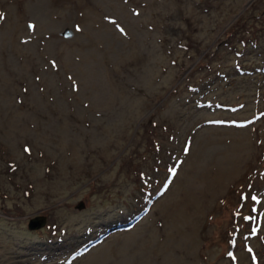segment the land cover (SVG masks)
<instances>
[{"label": "rangeland", "instance_id": "374dc122", "mask_svg": "<svg viewBox=\"0 0 264 264\" xmlns=\"http://www.w3.org/2000/svg\"><path fill=\"white\" fill-rule=\"evenodd\" d=\"M0 15V264H264V0Z\"/></svg>", "mask_w": 264, "mask_h": 264}, {"label": "trees", "instance_id": "16d2710c", "mask_svg": "<svg viewBox=\"0 0 264 264\" xmlns=\"http://www.w3.org/2000/svg\"><path fill=\"white\" fill-rule=\"evenodd\" d=\"M235 26L236 27H234V28H236V29L234 31H226L228 33L224 34V37L222 40L224 43H228L232 49L237 48L238 45L239 46L243 45L244 47L249 45L250 44V42H249L250 37H252V38L255 37L253 39H256L257 41L260 40L261 36L264 38V29H262L263 32L259 31V29H258V31L256 29V32H255L253 29H251V27L247 28V27H245V25H242L241 22L236 24ZM239 26H241V28H244V31H240L241 33H239L238 35H236L234 37L233 34L236 33V30L237 29H238V31L241 30V28H239Z\"/></svg>", "mask_w": 264, "mask_h": 264}, {"label": "water", "instance_id": "95a60500", "mask_svg": "<svg viewBox=\"0 0 264 264\" xmlns=\"http://www.w3.org/2000/svg\"><path fill=\"white\" fill-rule=\"evenodd\" d=\"M82 207L83 203L81 202V200L79 201L77 207ZM29 221H27V226H29L30 228H36L39 225H43L44 222L46 221L44 216L38 214V215H34L28 218Z\"/></svg>", "mask_w": 264, "mask_h": 264}, {"label": "snow or ice", "instance_id": "6c2138e0", "mask_svg": "<svg viewBox=\"0 0 264 264\" xmlns=\"http://www.w3.org/2000/svg\"><path fill=\"white\" fill-rule=\"evenodd\" d=\"M0 19H3V16L2 15H0ZM30 27H31V25H30ZM253 199H255V198H253Z\"/></svg>", "mask_w": 264, "mask_h": 264}]
</instances>
